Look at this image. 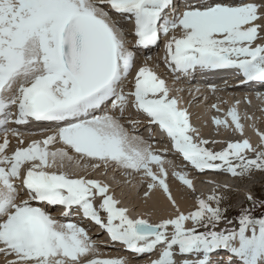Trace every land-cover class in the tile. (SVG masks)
I'll return each instance as SVG.
<instances>
[{
    "label": "snow or ice",
    "instance_id": "1",
    "mask_svg": "<svg viewBox=\"0 0 264 264\" xmlns=\"http://www.w3.org/2000/svg\"><path fill=\"white\" fill-rule=\"evenodd\" d=\"M105 5L133 23L140 47L157 44L162 34L170 36L165 60L175 73L236 69L245 83H264V43H258V21L264 16L255 3L200 0L177 15L174 0H0V254L15 257L8 264H127L123 258L87 259L97 247L88 231L32 206L38 202L62 206L65 217L81 210L111 241L133 253L162 248L151 264H177V255L197 257L182 264H211V256L221 250L230 253L227 264H264V218L246 209L238 229L218 231L227 210L221 207L223 197L215 194L198 199L196 210L181 212L165 159L122 121L129 107L145 114L201 173L235 177L264 171V143L254 146L243 139L219 152L210 149L207 145L213 142L199 138L187 110L147 64L136 71L133 90L125 91L135 57ZM227 117L231 124L219 118L214 123L234 125L243 134L235 106ZM30 121L59 127L25 146L19 131L8 125ZM129 123L134 128L138 122L129 118ZM258 134L264 142V133ZM10 137L18 141L11 153ZM56 144L61 146L53 150ZM84 160L93 161L94 169L111 166L149 180L148 189H161L178 214L159 223L132 218L109 194L108 185L64 170L79 168ZM173 174L195 190L186 173ZM97 197L102 199L99 209Z\"/></svg>",
    "mask_w": 264,
    "mask_h": 264
},
{
    "label": "bare ground",
    "instance_id": "2",
    "mask_svg": "<svg viewBox=\"0 0 264 264\" xmlns=\"http://www.w3.org/2000/svg\"><path fill=\"white\" fill-rule=\"evenodd\" d=\"M226 2L234 4L255 3L261 6L260 12L261 15L264 16V0H226ZM104 7L106 11H110L108 6L105 5ZM184 10L185 9H183V11ZM258 23L262 25L260 31L262 39L258 41V43H264V19L259 20ZM119 25L126 33L129 49L133 52L141 50L140 47H136L133 41H130L131 38L128 33L129 27L127 25ZM175 34L177 36L181 35L179 31ZM169 38L170 36H168V39ZM167 40L164 43V54L162 56L152 54L149 56L150 60H147L146 57L144 59H139L137 56H134V64L149 63L150 66H159L161 72L168 77L166 82L170 89V95L178 99L179 106L182 109L187 110L191 125L197 130L199 138L212 141L213 143H210L207 146H213L215 148L227 146L232 140L242 141L243 139H249L254 146H259L264 143L261 141V137L258 134L264 133V83H254L245 86L239 84V80H236L234 83L223 87H214L218 84L217 82L221 80L216 79L213 80L214 83H211L213 85L207 83L200 85V75L202 74L200 70L196 71L195 76L190 79V77H183L184 75L182 73L173 72L168 67L167 61L165 60V45ZM156 47L157 45L155 44L152 50ZM130 88L131 83L128 77L125 82V91H130ZM188 88L190 89L187 90ZM234 106L237 108L241 123L244 125L243 134L235 130L234 125L231 127H225L217 126L214 123V119L219 118L222 120L228 119L229 124H231V119L230 117H227V113ZM108 107L110 108L111 105ZM13 109L12 111L14 112L15 109ZM135 115H137V118H134ZM129 118L132 121L138 122L134 128L133 125L129 123ZM122 122L125 123V126L130 130L132 135L143 138L148 144L152 145L154 150L163 156L165 159V167L169 173L168 183L170 190L179 210L185 214L196 210L198 207V199L200 198L206 199L208 196L217 194L224 190V188L229 187L230 189L232 188L236 190V192L245 193L247 187L251 186L250 182L248 186H242L244 181L242 180L243 176L234 177L226 172L210 170L201 173L184 161L181 154L177 153L175 149L160 150L158 145L161 143L168 144L172 141L167 135H161L160 138L154 137L152 134L147 136L144 135V127L151 125V123H149V117L143 113L135 111L132 107H129L126 111ZM10 125H13L19 131L24 141L27 140V136L37 132L35 130L36 128L34 129L29 125H15L12 123H10ZM58 127L59 125L55 127L53 131L50 129L40 131L32 140H42L47 137V134L54 133ZM10 139L11 145L8 150L9 153H11L18 145L16 137H10ZM31 142H29V144ZM60 146V144L54 145L53 150ZM73 155L75 154L73 153ZM92 163L94 162L84 160L81 167L77 168L70 166L64 170L68 171L74 177L84 176L88 179L99 180L103 184L108 185L110 189L109 194L113 195L115 199L120 202L118 206L127 208L129 210V215L134 219L142 217L151 223H159L163 219L174 218L178 214L176 207L172 205L161 189H148L147 185L150 182L149 180L142 179L140 175L128 176L123 170L111 166L108 168L101 167L99 169H94L91 167ZM154 170L158 171L156 168H154ZM178 171L186 173L188 177L192 179L195 190L188 188L173 174ZM254 172L258 171L254 169ZM146 193L150 194L146 195ZM21 198L27 199L28 197L27 195H22ZM96 202L97 200L94 201V204L98 208ZM42 205L43 204L38 202L32 203L33 207L42 208ZM59 209L61 208H56L55 210L50 211L54 214H60ZM76 214V212H73V215ZM57 216L54 218L61 223L74 222L79 226L84 227L88 231L89 236L95 241L97 245L96 251L95 253L90 254L87 259L123 258L127 261V264H151L153 260L159 257L162 251V248H157V250L150 254H136L127 250L123 244L111 241L109 236L105 237L106 231L91 220H89L88 223H85V220L74 218L72 215L67 217L64 215ZM231 221L232 223L227 224L226 228H236L238 220L231 219ZM187 226L190 227L191 222H189ZM229 255L230 253L227 250H221V252L218 251L211 256V264H227ZM0 259H5L8 264V261L15 259V257L0 254ZM175 259L177 264H182L183 256L178 255ZM187 259L195 260L197 257L187 256Z\"/></svg>",
    "mask_w": 264,
    "mask_h": 264
},
{
    "label": "rangeland",
    "instance_id": "3",
    "mask_svg": "<svg viewBox=\"0 0 264 264\" xmlns=\"http://www.w3.org/2000/svg\"><path fill=\"white\" fill-rule=\"evenodd\" d=\"M161 40L159 42H161ZM231 142L234 141L232 140ZM252 155L253 154H249L250 157H252ZM257 171L258 172H254L253 169V171L243 176L242 180L244 181L242 186H248L251 183V186L247 187V191L245 193L236 192V190L232 188L230 189L229 187L224 188V190L215 194L223 197L221 207L227 210L224 214V219L220 222L217 228L218 231L225 229L231 219L238 220L246 209L252 210L251 214L253 217L264 218V171ZM248 195H251L252 200L248 199ZM244 198H247L244 208L236 210V208H238V204L242 202Z\"/></svg>",
    "mask_w": 264,
    "mask_h": 264
}]
</instances>
